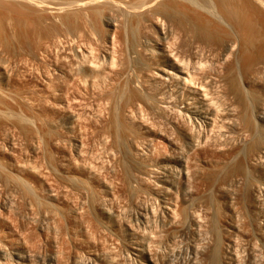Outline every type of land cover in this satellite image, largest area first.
<instances>
[{
  "label": "rangeland",
  "instance_id": "1",
  "mask_svg": "<svg viewBox=\"0 0 264 264\" xmlns=\"http://www.w3.org/2000/svg\"><path fill=\"white\" fill-rule=\"evenodd\" d=\"M114 1L0 0V264H264L254 138L264 124L253 101L262 91L240 80L252 99L241 106L243 145L233 135L237 149L219 146L215 128L218 136L206 135L215 141L186 157L174 129L181 120L161 104L152 113L138 103L161 87L140 84L129 21H118L113 57L104 54L105 21L121 19ZM259 1L218 3L228 25L220 30L198 12L218 43L223 29L241 32L242 22L264 16ZM80 52L118 75H85Z\"/></svg>",
  "mask_w": 264,
  "mask_h": 264
},
{
  "label": "bare ground",
  "instance_id": "2",
  "mask_svg": "<svg viewBox=\"0 0 264 264\" xmlns=\"http://www.w3.org/2000/svg\"><path fill=\"white\" fill-rule=\"evenodd\" d=\"M227 1L116 0L112 2L113 8H115L121 19L115 20L117 19V14L115 15L116 18L109 17V19H105L106 25L110 28L107 35L106 50L104 51L107 59L113 57L114 48L119 40V37L115 35V30L117 26H120L119 23L124 18V23L129 21L128 23L135 27L132 33H137L138 37L136 44L139 47V51L135 53L134 64L137 68L140 84L143 87L147 85L161 87L160 90L153 89L150 95L148 93V95L143 96L145 100L139 101L140 98L136 95L139 100L136 99V96L132 97V99L130 96L127 102L131 99L132 104H130L131 102L129 104L134 108L132 110L135 111L136 108L141 110L142 102L145 101L143 104L146 107V112L149 109L152 113L161 104L160 106H166V109L176 116L175 118H179L181 125L174 126V129L176 130L177 138L181 142V153L185 154L186 157L196 147L201 149L200 146H205L206 143L208 144V138L216 134L212 133L211 135V132L215 128L220 129L221 134H223L218 136L219 132L215 135L221 138L223 137L224 143H221L219 146L223 145V148L229 151L227 147L233 144L228 142L234 139L233 135H237L235 136L238 138H235V142H238L237 145H243V140H240L241 136L238 134L244 121L241 106L245 100L249 99L251 102L252 99L250 95H245L244 97L242 94L239 87L240 80H249L251 84L258 86L263 95L260 94L264 97L263 14L258 12L256 13V16L259 14V17H256L258 20L254 18L256 19L254 23L257 21L259 25L256 23L253 25V20L248 17L250 21L247 20L245 25L242 22L243 27L241 32L240 30L231 28L233 33L229 34L223 29L220 31V34L223 35L224 39L218 40V43H216L214 42V28H210V21L202 18L203 15L198 12L202 10L211 15L213 17L212 22L216 25L215 28L220 30L217 24L225 26L227 23L219 11L218 3L226 4ZM253 1L260 6L261 2L259 0ZM112 18L115 19L113 20ZM246 19L244 18L242 21ZM195 22H199L198 29L195 28ZM256 25L259 26L256 30H259L260 34H257L255 32L256 30H254L257 28ZM254 26L256 27L254 28ZM254 32L258 36L260 35L259 37L257 36L259 42L256 40V34ZM252 49H257L256 51L253 50L255 52L259 50V54H257L258 52L256 53L258 57L253 58L251 54L253 52ZM88 56L80 52L79 60H82L80 58L87 60ZM79 63L83 69L89 64V67L86 69L87 71L89 69L90 73L88 71V74L86 73L85 75L91 73L93 76L97 75V80L98 78L101 79L103 75L101 76L100 74L104 70H108V73L118 75V70H113V68L104 69L106 66L100 68L101 65L99 67L96 62L88 63L87 60V64L85 63V65H81L82 62ZM94 63L97 64L95 68L92 67ZM80 66L79 68L81 69L82 67ZM98 68L102 72L98 71ZM105 71L104 73H106ZM83 72L82 74H84ZM90 76L93 78L92 75ZM164 90L166 92H163ZM261 95L257 99L253 98V101L257 102L256 111L259 115L260 122L264 124V98ZM137 101H139L138 103L141 102V105L136 103ZM177 122L176 124L178 125ZM254 132L255 140L261 141L262 152L257 158V161L259 167L264 170V129H259ZM215 138L211 141H215ZM221 138H219L220 142L223 141ZM216 143L213 142L214 145ZM218 144L216 145L218 146ZM227 144L230 145L227 146ZM211 146L212 144H210ZM236 147L234 146L233 149ZM199 148L197 149L198 151H200ZM214 148L216 149V146ZM223 148L222 151L226 150ZM231 151L233 150L231 149ZM194 152H192V155ZM223 152L225 153V151ZM226 154L229 153L226 152ZM185 165L183 163L180 166L182 177L186 175L187 166Z\"/></svg>",
  "mask_w": 264,
  "mask_h": 264
}]
</instances>
